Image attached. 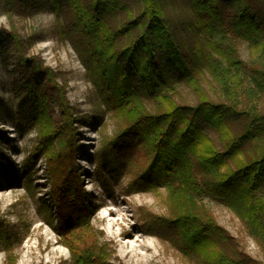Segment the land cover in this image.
I'll list each match as a JSON object with an SVG mask.
<instances>
[{"label": "trees", "instance_id": "1", "mask_svg": "<svg viewBox=\"0 0 264 264\" xmlns=\"http://www.w3.org/2000/svg\"><path fill=\"white\" fill-rule=\"evenodd\" d=\"M177 2L179 13L172 10L173 0H2L9 15L49 7L58 32L68 37L119 121L101 153L111 152L109 163L144 162L130 186L137 182L139 189L161 185L167 190L171 218L162 222L170 220L181 244L198 253L211 241L216 251L210 257L198 253L202 259L245 264L226 247L227 232L199 199L206 194L224 203L264 246V0ZM240 42L247 45V60L239 55ZM31 44L15 27L0 28L3 65L14 59L21 69L26 121L47 139L48 150L54 151L55 138L62 153L73 143L74 128L64 108L61 126L52 124L46 110L51 72L25 54ZM182 84L193 102L181 99ZM56 186L50 204L57 230L81 227L77 240L84 242L93 206L74 177ZM64 243L74 264H109L96 244Z\"/></svg>", "mask_w": 264, "mask_h": 264}, {"label": "rangeland", "instance_id": "2", "mask_svg": "<svg viewBox=\"0 0 264 264\" xmlns=\"http://www.w3.org/2000/svg\"><path fill=\"white\" fill-rule=\"evenodd\" d=\"M171 7L180 12L177 0ZM11 27L26 43L32 41L25 54L38 58L51 72L52 81L46 88L47 114H51L52 124L60 127L66 117L61 111L64 108L74 138L62 153L57 152L55 138L54 151L48 150L47 139L39 135L33 123H27L23 113L20 100L24 89L18 63L9 59L4 66L0 59V264H74L64 241L82 247L96 244L109 264H217L199 255H213V242L206 241L205 250L198 254L175 237L176 228L170 220L162 222L163 217L171 218V203L163 186L139 189L137 182L130 186L141 171L142 160L109 163L111 152L101 155L105 143L113 141L119 121L103 103L68 37L58 32L49 7L9 15L0 0V28ZM238 52L242 59H249L245 42L238 44ZM205 86L213 95L215 90ZM244 86L251 91L250 83ZM179 91L183 101H194L186 85H180ZM208 132L217 143L215 132ZM102 158L99 168L97 162ZM73 177L93 206L84 242L77 240L81 227L68 225L70 229L57 230L58 217L50 204L58 190L57 182L64 184ZM199 201L227 232L230 252H236L245 264H264V246L232 210L206 194ZM121 231L126 233L118 235Z\"/></svg>", "mask_w": 264, "mask_h": 264}, {"label": "bare ground", "instance_id": "3", "mask_svg": "<svg viewBox=\"0 0 264 264\" xmlns=\"http://www.w3.org/2000/svg\"><path fill=\"white\" fill-rule=\"evenodd\" d=\"M125 233H126V231H121V232L118 233V235H123Z\"/></svg>", "mask_w": 264, "mask_h": 264}]
</instances>
